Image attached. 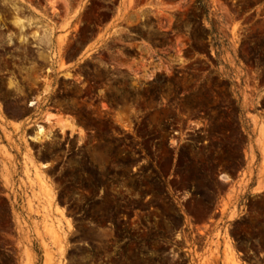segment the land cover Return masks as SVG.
<instances>
[{
  "label": "rangeland",
  "instance_id": "obj_1",
  "mask_svg": "<svg viewBox=\"0 0 264 264\" xmlns=\"http://www.w3.org/2000/svg\"><path fill=\"white\" fill-rule=\"evenodd\" d=\"M247 163L264 0H0V264H264Z\"/></svg>",
  "mask_w": 264,
  "mask_h": 264
},
{
  "label": "crops",
  "instance_id": "obj_2",
  "mask_svg": "<svg viewBox=\"0 0 264 264\" xmlns=\"http://www.w3.org/2000/svg\"><path fill=\"white\" fill-rule=\"evenodd\" d=\"M249 159L250 158H247V160ZM243 173L247 174L246 179L247 177L251 176L252 183L249 186L251 192L258 193L264 190V175H261V168L259 163L258 164L254 163L252 166H250L249 163H247L245 168L243 169ZM243 173H241V177L239 179H242Z\"/></svg>",
  "mask_w": 264,
  "mask_h": 264
},
{
  "label": "bare ground",
  "instance_id": "obj_3",
  "mask_svg": "<svg viewBox=\"0 0 264 264\" xmlns=\"http://www.w3.org/2000/svg\"><path fill=\"white\" fill-rule=\"evenodd\" d=\"M23 21V20H22ZM19 22V21H18ZM22 24V23H21ZM20 26V25H19ZM21 27V26H20ZM23 27V26H22ZM25 27V25H24ZM24 29V28H23ZM40 35V34H39ZM34 37V36H33ZM36 37V36H35ZM45 90H48V87L45 88ZM45 91V92H46ZM32 105V104H31ZM45 122L50 123V124H56L59 125L62 129H69V130H74L75 126L72 123L71 120L68 118L64 117H59L53 113H50L46 116ZM46 130V129H45ZM44 128L41 125L36 126V130L34 131L33 134V139L40 140V138L44 135L45 132Z\"/></svg>",
  "mask_w": 264,
  "mask_h": 264
},
{
  "label": "flooded vegetation",
  "instance_id": "obj_4",
  "mask_svg": "<svg viewBox=\"0 0 264 264\" xmlns=\"http://www.w3.org/2000/svg\"><path fill=\"white\" fill-rule=\"evenodd\" d=\"M22 20H23V19H16V20L14 21V23H15V25H17V26L20 25V26H21V29L23 30V28L25 29L26 26L24 27V25L27 24V22L24 21V20L22 21ZM18 21H19V22H18ZM21 23H22V24H21ZM22 26H23V27H22Z\"/></svg>",
  "mask_w": 264,
  "mask_h": 264
}]
</instances>
